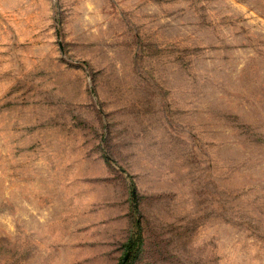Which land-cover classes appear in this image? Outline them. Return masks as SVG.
Returning a JSON list of instances; mask_svg holds the SVG:
<instances>
[{
	"label": "rangeland",
	"instance_id": "rangeland-1",
	"mask_svg": "<svg viewBox=\"0 0 264 264\" xmlns=\"http://www.w3.org/2000/svg\"><path fill=\"white\" fill-rule=\"evenodd\" d=\"M0 264H264V0H0Z\"/></svg>",
	"mask_w": 264,
	"mask_h": 264
},
{
	"label": "trees",
	"instance_id": "trees-1",
	"mask_svg": "<svg viewBox=\"0 0 264 264\" xmlns=\"http://www.w3.org/2000/svg\"><path fill=\"white\" fill-rule=\"evenodd\" d=\"M137 227H139V223H137ZM136 244H137V242L135 240H133L132 237L129 238L128 241L126 242V245H125L126 250L132 251L133 249H135Z\"/></svg>",
	"mask_w": 264,
	"mask_h": 264
}]
</instances>
